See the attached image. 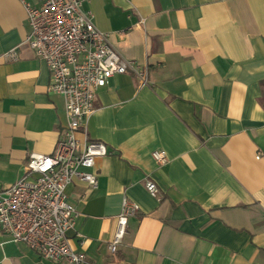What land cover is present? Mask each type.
Here are the masks:
<instances>
[{
	"label": "crops",
	"instance_id": "0c3cea01",
	"mask_svg": "<svg viewBox=\"0 0 264 264\" xmlns=\"http://www.w3.org/2000/svg\"><path fill=\"white\" fill-rule=\"evenodd\" d=\"M83 10L148 79L117 74L97 92L88 135L111 153L96 160L95 190L67 187L79 213L72 249L94 264H264V0H87ZM29 32L22 0H0V189L32 152L53 153L68 122ZM16 46L19 58L4 60ZM125 200L139 209L112 254ZM0 264L70 263L0 230Z\"/></svg>",
	"mask_w": 264,
	"mask_h": 264
},
{
	"label": "built area",
	"instance_id": "2783aa9c",
	"mask_svg": "<svg viewBox=\"0 0 264 264\" xmlns=\"http://www.w3.org/2000/svg\"><path fill=\"white\" fill-rule=\"evenodd\" d=\"M86 1L38 0L34 4L22 0L30 24L25 43L47 63L49 88L64 97L68 122L53 153L32 152L20 178L0 189L1 232L15 243L28 245L41 258L70 264H94L70 246L68 231L75 227L79 213L69 202L67 187L79 181L86 184V191L95 190L99 186L96 160L111 153L103 141L88 135L97 92L117 74L132 73L142 83L148 79V70L124 57L109 33L83 10ZM19 51V46L8 50L4 60H17ZM153 157L160 163L168 159L163 150H155ZM146 187L159 195L153 180L147 179ZM138 209L137 203L124 201L108 244L112 254L119 250L128 220Z\"/></svg>",
	"mask_w": 264,
	"mask_h": 264
}]
</instances>
